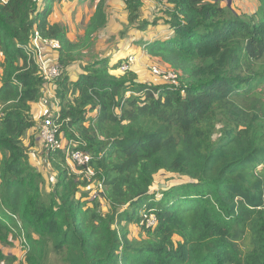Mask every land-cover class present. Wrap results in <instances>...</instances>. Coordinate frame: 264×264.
Listing matches in <instances>:
<instances>
[{"label":"trees","instance_id":"trees-1","mask_svg":"<svg viewBox=\"0 0 264 264\" xmlns=\"http://www.w3.org/2000/svg\"><path fill=\"white\" fill-rule=\"evenodd\" d=\"M57 1L0 0V243L24 236L25 264H264V66L253 68L264 0L253 15L219 0H159L173 34L145 49L177 71V87L119 74L122 59L82 60L108 22L106 0L77 41L50 22ZM143 3L125 0L140 30L157 24L139 20ZM36 31L61 43L52 83L26 51ZM48 94L61 133L92 154L101 197L62 150L45 146L49 189L33 163L25 136ZM160 171L195 182L152 191ZM2 261L16 257L0 246Z\"/></svg>","mask_w":264,"mask_h":264},{"label":"rangeland","instance_id":"rangeland-1","mask_svg":"<svg viewBox=\"0 0 264 264\" xmlns=\"http://www.w3.org/2000/svg\"><path fill=\"white\" fill-rule=\"evenodd\" d=\"M221 2V5L223 6H229L232 10L239 14H246V15H253L256 13L259 7L258 0H232L231 5H229V0H219ZM93 4V2H92ZM95 5V3L93 4ZM89 6V4H88ZM106 6L108 8V15H109V22L106 24V26L102 29H100L96 34L93 35L90 45L87 46L84 50L81 52V58L82 60L86 59L87 61L89 59H96L103 56H114L123 51V59L122 61L129 62L130 70L135 64L134 70L137 71L138 77L140 76L141 81H145L146 76L144 75V68H142L140 65L144 63V61H141L142 57L140 54H137V52L142 51V48L140 46L143 45V38L138 37V31L135 25H132L127 21L126 17V7H125V0H106ZM68 7V6H65ZM64 8H61L59 10L62 11ZM87 10V8H85ZM89 15V11L87 10V15L83 19L85 21L87 19V16ZM64 24V23H62ZM65 25V24H64ZM84 26V23L81 24ZM66 26V25H65ZM83 29V27H82ZM79 30V29H78ZM155 31V29H153ZM82 32L77 31L75 32L76 37H71L75 41L79 40L80 38L84 37ZM72 36V35H71ZM139 50V51H138ZM136 59V63H135ZM133 63V64H132ZM163 64L162 62H152L149 66V70L151 72L152 67L156 65ZM264 66V56L262 59H260L258 62L254 64V69H262ZM1 71V69H0ZM1 73V72H0ZM151 75H154L151 72ZM150 76V75H149ZM155 76V75H154ZM158 77V76H156ZM161 81H163L160 77H158ZM156 83H159L158 81H155ZM144 83H153L152 81L144 82ZM165 84V83H162ZM161 85V84H158ZM264 89V84H263ZM51 99H54L51 97L50 94L47 95V98L44 99L40 104H37L33 108L34 117L37 120V126L35 128L33 127L31 130H29L28 134L25 136V139L28 142L33 141L36 146V150L34 149V155H33V163H35L39 169L43 171L45 178L47 180L46 186L49 189L51 184L55 180V176L53 174V170L47 166L46 159H45V144L43 143L41 137H40V126L42 123L43 118L50 113L52 107H51ZM221 128V125L218 127ZM40 134V135H39ZM220 136V131L217 132L215 137ZM2 154L0 152V158ZM187 182H195V180H192L189 177H184L178 174H173L170 172L160 171L155 176V182L152 186V191L155 192H162L164 190L169 189L170 187L182 183ZM103 208H105V204L103 203ZM152 221V218L149 216V221ZM140 231V227L138 226H132L131 227V235L132 237H137L138 232ZM10 236V243L7 245H3L0 243V246L3 249V252L9 255H14L16 257V262L9 263L8 261H2V264H25V250L26 246L24 245L23 239L24 236L17 235L15 238ZM175 240L179 241L180 238L175 236Z\"/></svg>","mask_w":264,"mask_h":264},{"label":"built area","instance_id":"built-area-1","mask_svg":"<svg viewBox=\"0 0 264 264\" xmlns=\"http://www.w3.org/2000/svg\"><path fill=\"white\" fill-rule=\"evenodd\" d=\"M7 1V0H3ZM159 1V0H153ZM61 49V43L57 39L44 38L39 31L35 32V36L31 42L26 45V51L29 56L39 66L44 80L52 83L57 80L61 74V67L58 64V51ZM152 67L151 72L160 77L165 84L177 87L179 86L177 71L168 65L161 64ZM130 71L129 62L123 61L120 66V73H127ZM40 137L45 146L50 150H62L67 157L69 164L75 171L83 175L89 182H91V199L101 197L104 190L103 181L96 178V171L90 166L92 154L77 148L75 140H67L60 130V125L55 121V115L47 114L46 119L41 123ZM152 221L148 220V225L155 224L154 215H148Z\"/></svg>","mask_w":264,"mask_h":264},{"label":"crops","instance_id":"crops-1","mask_svg":"<svg viewBox=\"0 0 264 264\" xmlns=\"http://www.w3.org/2000/svg\"><path fill=\"white\" fill-rule=\"evenodd\" d=\"M92 2H93V4L95 3V5H93ZM97 3H98V0H62V1H57L52 6L53 10H52L51 14L49 15V20L51 23H57V22L64 23L67 27L68 37H70L71 40H74L71 37H76L75 32L79 31V33H80V31H81L83 33V35L85 34L86 27L89 23L91 16L95 12ZM88 4H89V6H88ZM65 6H68V7H65ZM169 6L170 5L166 1L159 2V1H153V0H144V3L140 9L139 20H149L151 22H153L154 20L157 21L156 25L151 24V25H149V27L146 30H140L137 28L138 37L143 38L145 41L143 43V45L140 46L142 48V51L137 52V54H140L142 57L141 61H144V63H142L140 65L142 68L145 69L144 75L146 76V79L144 82L152 81L153 84H156V85L162 84V83H164V81H161L160 79H158V77L151 75V72L149 70V66L152 62H162L163 64H164V62L159 57L150 56L147 53L145 46L148 42H152V41L157 40V39L165 40L173 34L172 28L170 27V25L165 20L166 19L165 11L167 10V8ZM125 7H126V5H125ZM61 8H64V9L62 11H60V13H62V14H59V10ZM85 8H87V10L89 11V15L87 16V19L85 21H83V19L87 15V10H85ZM106 9L108 12L107 6H106ZM125 11H126V17H127V21H128V11H127V9H125ZM109 19L110 18L108 15V22H109ZM82 23H84V26L81 25ZM82 27H83V29H82ZM155 28L157 31L153 30ZM116 56L117 57H114V56L110 57L111 64H114V62H116L117 60L123 59V57H124L123 51L118 53ZM1 58L2 57L0 55V59ZM135 63H136V59H135ZM165 65H168V64L165 63ZM135 66L136 65L134 64L133 67L131 68V70L137 73V71L134 70ZM119 74H122V73H119ZM138 78H139V80L141 79L140 76ZM155 81H158L159 83H156ZM0 84H1V82H0ZM55 110H57V109H55ZM93 115H96V112H94ZM25 141H26V143H29L26 139H25Z\"/></svg>","mask_w":264,"mask_h":264},{"label":"water","instance_id":"water-1","mask_svg":"<svg viewBox=\"0 0 264 264\" xmlns=\"http://www.w3.org/2000/svg\"><path fill=\"white\" fill-rule=\"evenodd\" d=\"M232 0H229V5H231Z\"/></svg>","mask_w":264,"mask_h":264}]
</instances>
